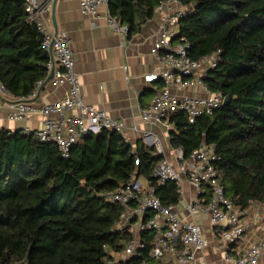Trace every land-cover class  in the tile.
Instances as JSON below:
<instances>
[{"label":"trees","instance_id":"1","mask_svg":"<svg viewBox=\"0 0 264 264\" xmlns=\"http://www.w3.org/2000/svg\"><path fill=\"white\" fill-rule=\"evenodd\" d=\"M161 1L110 0L109 9L129 26L131 37ZM180 1L189 7L179 20L189 57L222 51L204 82L230 99L194 124L186 112L173 114L171 144L188 156L202 143H214L225 193L245 210L264 202V0ZM48 59L25 1L0 0L2 86L16 97L28 96L46 75ZM162 158L153 146L128 143L116 130L80 137L64 157L54 142L0 128V264H107V247L123 248L132 233L117 229L122 207L106 193L138 169L164 204L178 203L176 183L159 185L153 175ZM143 236L146 247L134 261L156 264L149 252L152 235Z\"/></svg>","mask_w":264,"mask_h":264},{"label":"built area","instance_id":"2","mask_svg":"<svg viewBox=\"0 0 264 264\" xmlns=\"http://www.w3.org/2000/svg\"><path fill=\"white\" fill-rule=\"evenodd\" d=\"M24 1L31 21L36 23L43 36L49 59L47 73L36 82L32 93L9 101V118L19 121L43 113L46 117L41 127H26L23 131L37 140L56 143L64 157L70 156L72 146L84 134H98L105 129L121 132L125 140L132 143L125 134L128 127L125 120L83 100L71 40L65 30L56 27L49 6L41 0ZM109 2L82 0L81 7L93 18L101 16V8L106 7L108 25L119 34L128 35L129 26L111 14ZM188 10L189 7L180 0H162L157 5L155 13L161 15V23L151 51L158 67L144 75L147 82L162 81L163 85L156 86L152 103L142 108L141 116L146 122L164 124L169 135L174 128L169 121L173 114L186 112L189 122L194 124L198 117L211 115L221 108L226 97L222 92H211L204 82L209 70L217 66L222 51L217 49L200 59L188 55L190 43L179 29V20ZM50 73H53L51 77ZM48 79L56 86L68 82L69 87L61 100L35 106L32 99L39 95ZM134 128L139 131L136 125ZM143 138L163 157L154 168L157 183L175 182L179 201L185 200L191 215L202 212L210 216L224 248L225 264H264V242L256 245L242 243L246 236L244 215L247 209L237 207L225 193L217 167L221 156L216 152L215 144L204 142L186 156L182 147H173L169 154L161 138L151 130L143 131ZM135 162L137 166L140 164L139 156ZM186 182L195 189L194 199L185 196ZM106 197L122 207L117 229L132 233L131 242L123 248L107 247V264H146V260L134 261L146 247L143 236L146 232L152 235L150 257L159 264H163L167 255L173 257L174 264H196L199 254L209 245L203 226L195 220L185 219L177 204H164L156 187L140 175L138 169L126 184L106 193ZM262 224L264 227V220Z\"/></svg>","mask_w":264,"mask_h":264},{"label":"crops","instance_id":"3","mask_svg":"<svg viewBox=\"0 0 264 264\" xmlns=\"http://www.w3.org/2000/svg\"><path fill=\"white\" fill-rule=\"evenodd\" d=\"M53 11V0H41ZM82 0H57L55 5L56 27L65 30L71 40V46L77 57L76 71L80 81V93L86 103L106 109L117 118L125 120L128 127L125 134L136 145L138 141L149 146L143 131L151 130L162 140L165 150L170 154L174 147L166 127L161 123H150L143 120L142 108L152 103L156 86L163 82L149 83L146 73L155 71L158 61L151 49L158 37L161 15L154 13L142 27L131 37L121 35L110 27L106 21V7L101 8V16L93 18L83 12ZM50 77V76H49ZM0 82V128L24 130L39 128L43 125L45 115L36 113L29 119L15 121L9 118V101L16 96L3 90ZM69 83L60 86L48 79L37 97L32 99L35 106L61 100ZM139 131H136L134 126ZM186 198L194 199L195 189L185 183ZM180 214L189 220L199 222L209 241L208 247L198 256L196 264H225L224 248L210 216L198 212L191 215L185 206V200L177 203ZM247 224L243 244L256 245L264 242V202L253 201L244 215ZM241 243V244H242ZM240 243L236 244V247ZM173 257L167 255L163 264H174ZM264 260V248H263ZM156 264H159L155 260Z\"/></svg>","mask_w":264,"mask_h":264},{"label":"water","instance_id":"4","mask_svg":"<svg viewBox=\"0 0 264 264\" xmlns=\"http://www.w3.org/2000/svg\"><path fill=\"white\" fill-rule=\"evenodd\" d=\"M56 2H57V0H53V11H52V15H53V21H54L55 24H56V17H55V5H56ZM194 5L196 6L197 5V2H194ZM52 75H53V73H50V77ZM4 90H6V89H4ZM229 99H230V96H226L225 97V103H227L229 101ZM83 136H85V134Z\"/></svg>","mask_w":264,"mask_h":264}]
</instances>
